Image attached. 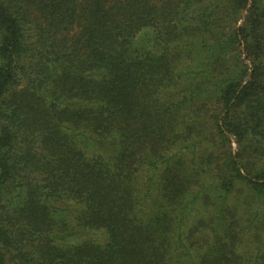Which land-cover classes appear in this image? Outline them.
<instances>
[{"label": "trees", "instance_id": "1", "mask_svg": "<svg viewBox=\"0 0 264 264\" xmlns=\"http://www.w3.org/2000/svg\"><path fill=\"white\" fill-rule=\"evenodd\" d=\"M0 264H264V0H0Z\"/></svg>", "mask_w": 264, "mask_h": 264}]
</instances>
